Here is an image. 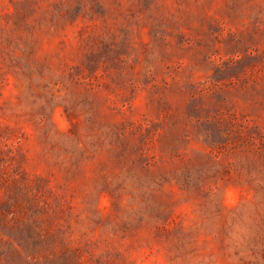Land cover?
<instances>
[{
	"label": "rangeland",
	"instance_id": "rangeland-1",
	"mask_svg": "<svg viewBox=\"0 0 264 264\" xmlns=\"http://www.w3.org/2000/svg\"><path fill=\"white\" fill-rule=\"evenodd\" d=\"M0 264H264V0H0Z\"/></svg>",
	"mask_w": 264,
	"mask_h": 264
}]
</instances>
